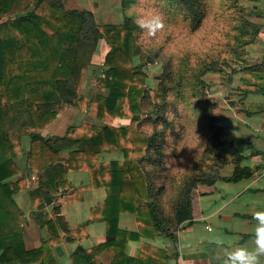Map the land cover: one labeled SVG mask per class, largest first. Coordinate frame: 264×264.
Listing matches in <instances>:
<instances>
[{"label":"trees","instance_id":"16d2710c","mask_svg":"<svg viewBox=\"0 0 264 264\" xmlns=\"http://www.w3.org/2000/svg\"><path fill=\"white\" fill-rule=\"evenodd\" d=\"M30 1L0 0V264H54L50 247L57 239L33 249L22 240V210L13 196L26 183L16 175L14 160L23 151L24 135L30 137L29 164L38 173L39 185L29 191L35 206L41 197L56 198L68 171L84 169L90 178L86 187L110 191L90 218L101 212L115 240L124 245L137 237L116 229L125 211L135 213L138 235L175 236L192 217L191 190L198 182L210 183L225 161L216 150L221 128L211 115L216 104L207 97L205 74L221 70L225 56L242 58L259 25L247 18L239 0H152L155 7L161 2L159 32L167 39L142 45L148 52L138 62L135 43L144 31L138 21L151 0H120L116 22H97L87 9H66L65 0H34L28 7ZM100 43L106 46L103 63L91 68L96 90L79 94L83 69L93 66ZM154 62L160 71L152 83L144 65ZM66 106L86 110L101 123L72 124L62 136L42 135ZM116 118L128 123L117 125ZM102 150H120L123 159L99 163ZM237 172L224 179H236ZM54 209L50 236L57 228L70 230L59 206ZM82 254L89 252L78 246L72 256ZM83 261L92 264L89 257Z\"/></svg>","mask_w":264,"mask_h":264},{"label":"crops","instance_id":"0c3cea01","mask_svg":"<svg viewBox=\"0 0 264 264\" xmlns=\"http://www.w3.org/2000/svg\"><path fill=\"white\" fill-rule=\"evenodd\" d=\"M238 4L249 9L247 17L259 25V33L245 47L242 58H226L221 70L205 74L208 97L216 104L211 115L221 128L216 150L225 161L210 175V183L198 182L191 190L192 217L178 226L173 237L161 231L138 235L135 213L121 212L116 229L137 236L128 237L123 245L121 239L115 240L107 232L101 212L90 218L92 210L103 204L110 191L102 185L86 187L90 178L84 169L68 171L58 186L57 199L44 202L41 197L35 206L29 191L39 185L38 173L29 164L30 137L24 135L23 151L14 159L19 167L16 175L24 177L26 183L13 197L22 210L18 219L25 248H37L49 237L57 239L50 247L54 264H89L83 261L86 257L92 264H220L223 247L233 240L250 245L252 213L264 210V0H239ZM117 11L120 13L118 8ZM79 94L91 95L81 88ZM69 109L65 108L71 116L58 112L40 130L41 134L62 136L72 124L101 123L86 110L76 106ZM127 123V118L115 120L117 125ZM60 156L65 159L67 151H61ZM122 159L120 150H102L96 161ZM235 171L236 179H224ZM55 204L70 230L62 232L57 228L56 235L50 236L48 224L55 220ZM85 222L86 229L82 230L79 225ZM78 246L88 251V256L73 257ZM25 264H39V260Z\"/></svg>","mask_w":264,"mask_h":264},{"label":"rangeland","instance_id":"374dc122","mask_svg":"<svg viewBox=\"0 0 264 264\" xmlns=\"http://www.w3.org/2000/svg\"><path fill=\"white\" fill-rule=\"evenodd\" d=\"M28 1V0H27ZM24 2V1H23ZM34 3V0L30 1V4L28 7H32ZM158 6H154V1L151 3L146 4V6H142L141 7V11H142V17L148 16V15H158L160 16V11H159V7L161 6V2H158ZM120 5V0H65L64 2V7L66 9H73V8H77V9H87L91 12L92 14V18L95 19V21L99 22H115L118 19L121 18L120 13H118L117 8ZM239 5V4H238ZM241 6V5H239ZM244 13L246 14V16H250V11L249 9H247L244 6H241ZM140 18V19H141ZM248 18V17H247ZM161 33L159 32V30L157 32H155V34H148L147 32L143 31L142 34L139 36L138 41H136L135 46L138 49V57L137 60L138 62H140V59L143 55H146L148 51H146V48H144L145 46H150V45H155L156 43L158 44V42L160 43L161 41L167 39L166 36H164L162 39L161 37ZM258 37V34L256 36V38ZM144 47H143V46ZM106 50V46L104 43H100V45L97 47L96 52L93 54L91 62L93 66H89L85 69H83V72L81 74L80 77V82H79V86H78V92L80 91V88L83 91L89 92V94L94 93V91L96 90L95 87V82H94V75L92 73V69H96V67H98L99 65H101L103 62V54L105 53ZM244 55V52L242 54V56ZM231 56H225L224 60H227L226 58H230ZM232 58H236V57H232ZM240 59V58H237ZM223 62V61H222ZM221 62V63H222ZM158 65L160 66L159 62H154V63H145L144 68L147 72L148 75V80L153 81L157 75L159 74L160 68L158 67ZM220 68H221V64H220ZM154 83V81L152 82ZM207 97H208V93H207ZM71 106H66L63 108H60L58 110V112H63L64 111V115L66 117L71 116L72 113L69 112L71 111V109H69ZM75 107V106H74ZM68 109V110H65ZM20 154V152L18 153ZM17 154V155H18ZM15 158V157H14ZM15 160V159H14Z\"/></svg>","mask_w":264,"mask_h":264},{"label":"clouds","instance_id":"9594fccd","mask_svg":"<svg viewBox=\"0 0 264 264\" xmlns=\"http://www.w3.org/2000/svg\"><path fill=\"white\" fill-rule=\"evenodd\" d=\"M138 26L148 34H155L163 28V20L158 15H148L138 21ZM253 223L250 228V245L233 240L223 247L218 258L220 264H264V210L252 213ZM223 245V242H220Z\"/></svg>","mask_w":264,"mask_h":264}]
</instances>
